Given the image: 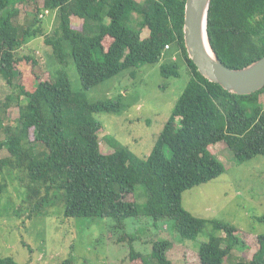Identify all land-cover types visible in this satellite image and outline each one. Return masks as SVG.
Segmentation results:
<instances>
[{"label": "trees", "instance_id": "trees-1", "mask_svg": "<svg viewBox=\"0 0 264 264\" xmlns=\"http://www.w3.org/2000/svg\"><path fill=\"white\" fill-rule=\"evenodd\" d=\"M23 1L0 0V76L11 89L1 110L5 113L13 104L20 110L15 126L0 121V151L8 152L0 158V182L26 173L29 184L21 196L27 195L23 199L31 215L43 209L47 214L59 204L62 210L55 214L63 219H112L116 243L130 246L129 264H146L134 244L145 231L153 232L144 225L151 222L155 234L173 224L186 241L197 240L208 227V240L194 249L200 264H264V232L239 233L232 224L194 216L182 203L184 192L226 172L211 146L225 143L240 163L264 157V106L259 99L264 89L237 95L202 76L185 46L186 0H44L25 26L18 22ZM46 13L55 16L50 32L39 18ZM207 31L227 67L252 64L264 56V0H212ZM38 38L52 49L58 66L50 79L34 74V57L20 55ZM182 61L190 80L151 154L140 158L109 138L113 150L104 153L99 137L104 125L96 114L121 113L123 95L90 102L86 92L121 74L134 76L146 64H160L164 78L177 79ZM26 62H31L37 81L31 90L21 84L16 68L27 70ZM71 62L81 82L78 91L67 71ZM139 185L147 194L143 205L137 202ZM5 189L0 186V192ZM8 213L0 197V217ZM255 219L264 225V216ZM155 234H148L149 263L173 264L168 256L173 242L163 236L154 239ZM244 248L255 253L235 259L233 251ZM0 264L22 263L5 255ZM58 264L74 263L65 259Z\"/></svg>", "mask_w": 264, "mask_h": 264}, {"label": "rangeland", "instance_id": "rangeland-1", "mask_svg": "<svg viewBox=\"0 0 264 264\" xmlns=\"http://www.w3.org/2000/svg\"><path fill=\"white\" fill-rule=\"evenodd\" d=\"M43 4L44 0H24L19 3V24L25 26L31 22ZM39 18L43 20L47 32H50L55 25V16L46 13L43 16L40 14ZM73 23L79 24V20L74 18ZM147 35L148 30H145L143 36ZM20 55L32 56L37 60L38 64L32 67V71L43 79H50L52 71L58 67L52 49L45 44L44 38L34 40L20 51ZM24 64L28 66L27 70L22 66L16 67L20 72L19 80L21 84L25 83L26 90H31L37 81L30 68L31 62ZM67 71L72 88L80 90L81 82L73 62ZM180 72V78L167 79L161 74L160 64H146L137 68L134 76L121 74L86 92L90 102L116 99L123 95L124 110L121 113L96 114V118L104 125L99 134L104 153L113 150L108 144L109 138L140 158L151 154L176 102L189 83L190 76L183 61ZM10 94L11 89L0 76V121L15 126L20 115L19 107L13 104L5 108V113L1 110ZM259 99L264 106V93ZM211 152L223 162L226 172L215 180L184 192V208L196 217L232 224L240 229L239 233H242L241 230L255 234L264 232V225L255 219L264 216V157L257 156L240 163L223 142L211 146ZM7 155L6 149L0 151V158ZM7 177L8 180L0 182V186H6L0 192L1 202L9 211L0 217V256H12L22 264H58L65 259H70L74 264H129L130 246L127 242L116 243L110 233L114 224L112 219H63L61 215L55 214L62 210L59 204L50 206L47 214H44L43 209L40 214L31 215L27 209L30 204L23 199L27 195L21 196L22 190L29 184L26 173H13ZM136 196L139 205L146 203L147 194L142 185L137 186ZM151 223L144 225L153 232L143 231L146 234L134 244L135 250L143 253L146 264L152 254V239L149 235L155 234ZM172 226L168 224L165 228L169 230L164 228L158 231L154 239L161 236L173 242L168 252L173 264H200L195 250L208 240V227L197 240L186 241L179 237ZM254 253V249L244 248L234 250L233 256L235 259H250Z\"/></svg>", "mask_w": 264, "mask_h": 264}, {"label": "water", "instance_id": "water-1", "mask_svg": "<svg viewBox=\"0 0 264 264\" xmlns=\"http://www.w3.org/2000/svg\"><path fill=\"white\" fill-rule=\"evenodd\" d=\"M211 2L186 0L184 40L189 57L202 76L233 94L250 95L264 89V56L246 67L233 69L214 52L207 31Z\"/></svg>", "mask_w": 264, "mask_h": 264}, {"label": "built area", "instance_id": "built-area-1", "mask_svg": "<svg viewBox=\"0 0 264 264\" xmlns=\"http://www.w3.org/2000/svg\"><path fill=\"white\" fill-rule=\"evenodd\" d=\"M166 48H169V46H167Z\"/></svg>", "mask_w": 264, "mask_h": 264}, {"label": "crops", "instance_id": "crops-1", "mask_svg": "<svg viewBox=\"0 0 264 264\" xmlns=\"http://www.w3.org/2000/svg\"><path fill=\"white\" fill-rule=\"evenodd\" d=\"M226 264V263H225Z\"/></svg>", "mask_w": 264, "mask_h": 264}]
</instances>
